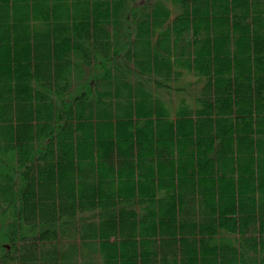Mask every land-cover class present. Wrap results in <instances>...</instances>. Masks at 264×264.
Segmentation results:
<instances>
[{"label":"trees","instance_id":"1","mask_svg":"<svg viewBox=\"0 0 264 264\" xmlns=\"http://www.w3.org/2000/svg\"><path fill=\"white\" fill-rule=\"evenodd\" d=\"M263 30L264 0H0V264H264Z\"/></svg>","mask_w":264,"mask_h":264},{"label":"bare ground","instance_id":"2","mask_svg":"<svg viewBox=\"0 0 264 264\" xmlns=\"http://www.w3.org/2000/svg\"><path fill=\"white\" fill-rule=\"evenodd\" d=\"M261 25H262V24H261ZM261 25H260V26H261ZM256 29H257V28H256ZM248 30H249V29H248ZM258 30H259V29H258ZM252 31L254 32V30H252ZM259 31H260V30H259ZM263 31H264V30H263ZM263 31H262V32H263ZM254 37H255V36H253V38H254ZM257 37H258V36H257ZM261 37H262V36H261ZM260 41H261V40H260ZM263 42H264V41H263ZM248 44H249V43H248ZM249 45H250V44H249ZM248 47H249V46H248ZM260 49H261V48H260ZM254 51H255V50H254ZM254 53H255V52H254ZM262 57H263V56H262ZM262 57H261V58H262ZM249 66H250V65H249ZM259 67H260V66H259ZM258 75H259V74H258ZM262 76H263V75H262ZM130 92H131V91H130ZM90 95H91V94H90ZM88 96H89V95H88ZM45 155H46V154H45ZM43 159H44V158H43ZM41 168H42V167H41ZM47 168H48V167H47ZM65 168H66V167H65ZM69 168H70V167H69ZM43 169H44V168H43ZM66 169H67V168H66ZM71 169H72V168H71ZM63 170H64V169H63ZM72 170H73V169H72ZM67 171H68V170H67ZM261 176H262V175H261ZM262 178H263V177H262ZM44 179H45V178H44ZM263 180H264V179H263ZM259 181H260V180H259ZM262 183H264V182H262Z\"/></svg>","mask_w":264,"mask_h":264},{"label":"rangeland","instance_id":"3","mask_svg":"<svg viewBox=\"0 0 264 264\" xmlns=\"http://www.w3.org/2000/svg\"><path fill=\"white\" fill-rule=\"evenodd\" d=\"M188 77H191V76H188Z\"/></svg>","mask_w":264,"mask_h":264}]
</instances>
